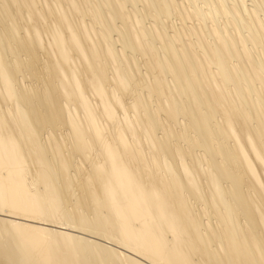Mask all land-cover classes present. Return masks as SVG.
I'll return each mask as SVG.
<instances>
[{
    "label": "bare ground",
    "instance_id": "obj_1",
    "mask_svg": "<svg viewBox=\"0 0 264 264\" xmlns=\"http://www.w3.org/2000/svg\"><path fill=\"white\" fill-rule=\"evenodd\" d=\"M0 9V264H264V0Z\"/></svg>",
    "mask_w": 264,
    "mask_h": 264
},
{
    "label": "rangeland",
    "instance_id": "obj_2",
    "mask_svg": "<svg viewBox=\"0 0 264 264\" xmlns=\"http://www.w3.org/2000/svg\"><path fill=\"white\" fill-rule=\"evenodd\" d=\"M1 2H2V1H1ZM248 3H251V1L248 2ZM0 10H1V9H0ZM1 13H2V16L5 15V13L3 14V11L0 12V14H1ZM2 16H0V18H1L0 20H2V18H3V20H2V21H3V24H8L9 22L12 21L11 19H13V17H14V16H12V17L9 16V17L11 18V19H10V18L7 16V14H6V16H3V17H2ZM8 18H9L10 20H9ZM6 19H7V21L9 20L7 23H6ZM11 23H15V21L13 20V22H11ZM142 69H144V67H142ZM143 72H144V71H143ZM168 77H169V76H168ZM128 99H129V97L127 98V101L130 100V99H129V100H128Z\"/></svg>",
    "mask_w": 264,
    "mask_h": 264
}]
</instances>
